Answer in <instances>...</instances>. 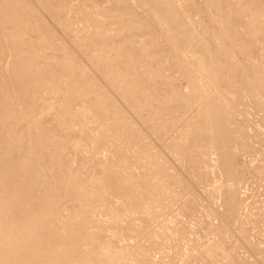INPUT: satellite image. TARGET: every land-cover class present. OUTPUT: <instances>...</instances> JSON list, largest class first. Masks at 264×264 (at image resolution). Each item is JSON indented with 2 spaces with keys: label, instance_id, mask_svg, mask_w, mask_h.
<instances>
[{
  "label": "bare ground",
  "instance_id": "1",
  "mask_svg": "<svg viewBox=\"0 0 264 264\" xmlns=\"http://www.w3.org/2000/svg\"><path fill=\"white\" fill-rule=\"evenodd\" d=\"M201 1L206 34L176 0H140L166 33L167 47L173 49L166 56L185 77L184 91L182 75L177 78L180 84L176 77L160 75L156 65L166 57L157 61L156 53L147 48L126 50L128 41L144 31L135 21L124 31H115L111 21L92 18L89 23L102 27L101 33H94L96 41L65 34L57 40L42 34L47 26L40 23L43 15L35 6L0 0V264H264V246L255 240L260 235L253 229L258 236L247 234L242 225L247 201L244 190L241 194L245 175L240 174L241 158L260 150L254 145L261 143L257 137L262 138L257 135L254 144L256 129L250 134L249 112L241 109L247 102L260 113L258 124L264 130V0L234 2L239 7L233 14L239 13L241 20L234 15L232 19L229 11L220 12L224 8L216 6L220 0L197 3ZM111 2L117 8L121 5L120 0ZM41 3L38 8L58 18L61 33L75 34L66 0ZM138 61L145 68L143 74L137 70ZM126 75L129 81L123 80ZM79 105L112 122L101 129L88 125ZM146 105L153 111L147 117ZM176 112L189 120L178 132ZM94 132L99 139L91 147ZM146 135L160 147L153 148L158 150L154 155ZM102 149L108 152L102 153L104 160L99 157ZM164 149L178 155L187 170L179 163L165 166ZM257 152L262 165L254 175L264 183V151ZM253 158L258 159L252 157L251 163ZM137 167L143 171L136 172ZM167 179L182 194L200 185L207 195L209 215L201 224L195 221L198 225L189 232L182 219L165 220L163 211L161 231L153 230L158 226L150 228L158 220L157 209L172 202ZM217 200L220 203L214 206ZM115 201L119 205L110 208ZM186 202L177 211L189 217L196 212L194 204ZM97 210L110 214L109 226L98 215L97 219ZM115 212L129 217L138 212L132 217L140 223L128 219L120 224ZM121 239L129 243L119 247Z\"/></svg>",
  "mask_w": 264,
  "mask_h": 264
},
{
  "label": "rangeland",
  "instance_id": "2",
  "mask_svg": "<svg viewBox=\"0 0 264 264\" xmlns=\"http://www.w3.org/2000/svg\"><path fill=\"white\" fill-rule=\"evenodd\" d=\"M33 1V0H32ZM31 0L29 1V0H13V2L14 3H16V4H20V5H25L26 6V4L27 5H32V6H35V10L39 13L40 12V14L42 13V15L44 16V14H45V18L47 19V18H50V19H45V18H43V16H41V18H43V19H45L46 20V22L44 21V20H40L41 18L39 17V21H40V23L42 24V25H46L47 26V30H45L46 32H42V34L44 35V34H46V35H52L53 37H54V39H57V40H59L60 39V37H61V35L62 34H65V35H72V36H74V37H79V38H77V39H81V40H87V41H89V42H94V41H96V35H97V33L99 32V33H101L102 31V27L101 26H98V27H96L97 25L95 24L94 26H93V22L91 23H89V21H90V19L92 20V18H96V19H99V20H109V21H111V23H110V26H111V29H113V30H122V31H124L126 28H128L129 26H130V24L132 23V21H135V23H137V24H141L142 26H144V31L142 32V33H140V35H138V36H136L132 41H128V43H127V46H126V50L127 51H129V49H131V48H133V47H137V48H142V49H149L150 51H154V53H156V57H157V61H158V58L159 57H166L167 59H165V62L163 63V60H161V58H159V61L158 62H160V63H157V65H156V67H158V69L160 68V70L162 71V72H160V75L161 76H165V77H167V76H173V77H176V79L177 78H179V76L180 75H182V72H180L179 70V67L177 66V65H175V63H172L171 64V62H174V60H172L170 57V59L168 58V56H166V54L168 53V52H171V50H173L172 49V47H171V45L169 46V47H167L168 45L166 44V33L163 31V30H161L160 28H159V26H158V24L157 23H154V21H153V18H152V16H151V14H150V12L141 4V2H140V0H120V3H121V7L119 6V8H117V7H115V6H113V4H111L112 2H111V0L110 1H104V0H96L97 1V3H96V1H90V0H66L67 1V8H68V10H69V12H70V14H69V24L70 23H72V25H70V27L71 26H73L72 28H74V30H75V34H74V32L72 31L71 33H70V31H69V33L67 32V34H66V32H60V27L57 25V23H56V20H58V18L56 17V16H51V13L49 12V10L47 11V10H45V12H47V13H45V12H43L44 10L42 9L43 7H39V8H41L42 10H40L39 8H38V5L39 4H42L41 3V1H43V0H34L33 2H32ZM103 1V2H102ZM177 2H178V4L180 5V6H183L186 10H189V12H191L192 14H191V21H192V23L197 27V29L198 30H200L201 32H202V34H206V32H207V28H208V26H207V24H205L204 22V18L202 17V15L204 16V12H201V11H203V5H202V1L200 2V3H197V0H176ZM205 1V0H204ZM219 1V0H218ZM237 1L238 2H242V1H245V0H220L219 1V3H216V6H218L219 4L220 5H222V6H224V10L223 9H221L220 10V12H223V11H229L228 13H231L232 15H231V17H232V19L234 18L235 19V17L236 18H238L237 16L239 15V13H238V15H236V14H233V11H236V9L237 8H235V7H239V6H237V4H235V3H237ZM106 2V3H105ZM111 2V3H110ZM231 4H230V3ZM233 2V3H232ZM235 2V3H234ZM32 3V4H31ZM102 3V4H101ZM227 3H229L228 5H229V7H228V5H226ZM240 3H238V4H240ZM245 3V2H244ZM35 4V5H34ZM37 4V5H36ZM97 5V7H99V8H97L96 7V5ZM98 4H100L99 6H98ZM108 4H110L111 5V7L113 8V9H110L111 7L108 5ZM201 4V5H200ZM204 4H206V1L204 2ZM235 6H234V5ZM231 5H232V7H231ZM37 6V7H36ZM40 6V5H39ZM198 6L199 7H201V9L199 10V8H198ZM103 7H104V9H103ZM110 7V8H109ZM33 8V7H32ZM107 8H109V9H107ZM106 9V10H105ZM116 9V10H115ZM226 9H228V10H226ZM103 10V11H102ZM111 10H112V13H111ZM42 11V12H41ZM231 11V12H230ZM97 12V13H96ZM109 12V13H108ZM240 12V11H239ZM44 13V14H43ZM96 13V14H95ZM99 13V14H98ZM201 13H203V14H201ZM217 13H219V12H217ZM40 14H39V16H40ZM199 14V15H198ZM220 14V13H219ZM49 15H50V17H49ZM235 17H234V16ZM54 17H55V19H54ZM225 17V16H224ZM107 18V19H106ZM240 18V17H239ZM238 18V19H239ZM240 20H241V18H240ZM43 21H44V23H43ZM72 21V22H71ZM243 21V20H242ZM0 22H1V20H0ZM92 25V27L90 28L89 26H91ZM45 26V27H46ZM67 26L69 27V25L67 24ZM84 26V27H83ZM67 27V28H68ZM69 27V28H70ZM89 28V30L90 31H85V29L86 28ZM95 28V29H94ZM77 29V30H76ZM78 30L80 31V32H78ZM95 30V31H94ZM40 32V34H41V31H39ZM38 32V33H39ZM97 32V33H96ZM73 33V34H72ZM77 33V34H76ZM83 33H85V34H83ZM93 33V34H92ZM96 35H95V34ZM90 34V35H89ZM92 34V35H91ZM170 48V49H169ZM167 49V50H166ZM165 52H164V51ZM156 51V52H155ZM160 51V52H159ZM158 52H159V54H158ZM162 52L164 53V55L162 54ZM160 53H161V55H160ZM168 54H170V53H168ZM162 57V58H163ZM94 61H95V59L94 58H92ZM168 60V61H167ZM172 60V61H171ZM141 61H138V63L136 64V66H137V70L139 71V73L140 74H143L144 73V71H145V68H143L144 66L140 63ZM167 62V63H166ZM170 63V64H169ZM162 64H164V65H162ZM169 64V65H168ZM165 65H167V66H165ZM143 66V67H142ZM176 66V67H175ZM142 67V68H141ZM89 68H91V67H89ZM177 70H176V69ZM163 69V70H162ZM165 70V71H164ZM183 70V69H182ZM177 71H178V73H177ZM172 73H174V74H172ZM175 73H177V76L175 75ZM181 73V74H180ZM171 74V75H170ZM167 75V76H166ZM179 75V76H178ZM181 77V76H180ZM184 78V79H183ZM181 79V80H180ZM179 80L177 79L176 80V82L177 81H179V82H182V88L184 89V91H187V87H186V85H185V77L182 75V78H180ZM123 80L124 81H129L130 80V77L129 76H124L123 77ZM185 81V82H184ZM179 82H177V84H180ZM98 83L99 84H101V81H98ZM181 86V85H180ZM132 91V90H131ZM10 100H14L13 98H10ZM249 102H247L245 105H247L245 108H244V106H242L241 107V109H242V111L245 109V111H247V112H249V113H246V116H247V118H248V122H249V124L247 125V126H251L252 125V127H249L248 128V130H249V132H250V134H252V135H254L253 133L256 131L257 132V129H259L258 130V132H259V134L258 133H256L255 132V138H254V140H253V142H254V144L256 143L255 142V140L257 141V139H259L260 141H261V143L259 142V145H258V143L256 144V145H254L256 148H260V150H258V149H256V151H255V153H257L258 155H256L255 153H253V156H250V155H248L247 157H243V159L241 158V164H240V174H241V177H243V175H245L243 178L245 179V184L243 183L242 184V188L243 189H241V194H243L242 193V191L244 192V196L243 195H241V196H243L244 197V199H245V202L247 201V202H251V205L250 206H252V207H250L248 204L249 203H245V206L247 207V206H249V210H247L246 209V207H245V209H244V212H245V214L247 215V218L246 219H244V224H242V225H244L243 227L244 228H246V226H247V228H246V230L247 231H249V232H247V234L249 233H251L252 234V232H253V230H254V233H258V235H260V236H258L257 234H252V236H258L257 237V239H255L256 240V242H258L259 244H260V246H264V231H262V230H264V226H263V224H264V189H263V181H261L259 178H257V180H256V177H255V175L257 176V173H255V171L256 172H258V169H255V168H258L259 166H261L262 165V160H261V156L259 155V153L257 152V151H261V153H262V151H264V133H262V132H264V130H263V128H260V125L258 124V122H259V114H257L258 112H257V110H255L252 106L250 107V105H251V103H249ZM40 103H37V105H39ZM21 109H23V107L22 106H19ZM147 108H148V105H146L145 106V109L143 110V113H144V116L146 115V117L147 116H149V114L147 115L146 113L148 112H150L151 114H153V111L152 110H150V111H148L147 110ZM150 109H151V106L149 107ZM78 109H79V112H80V114L82 115V119L83 120H85L86 122H87V124L88 125H90V126H97V127H100V129L104 126V124L106 123V124H109V123H111L112 121L111 120H107V119H104V118H100V117H98V116H94L93 115V111L91 110V109H88V108H82L81 107V105H79L78 106ZM248 109H249V111H248ZM245 111H243V112H245ZM257 113H256V112ZM173 112V111H172ZM178 113V114H177ZM251 113H254V116H252L253 114H251ZM150 114V115H151ZM256 114H257V116H256ZM176 115L178 116L177 117V121H176V124H175V126H176V132H178V131H180L184 126H185V124L187 123V121H189L188 120V118H187V116H183V117H181V114H179V112H176ZM259 115V116H258ZM173 116H174V118H175V113L173 114ZM246 116H245V113H244V115H242V116H239V119L242 121L241 123H243L244 122V120H245V118H246ZM124 117L129 121V122H132V118L131 117H129V115H127V114H124ZM136 118V117H135ZM138 118V117H137ZM139 118H141V117H139ZM138 118V119H139ZM254 119V120H253ZM256 120V121H255ZM138 122H139V120H137ZM247 122V123H248ZM252 122H255V123H257L256 125L254 124H252ZM251 123V124H250ZM260 123V122H259ZM254 126V127H253ZM256 126V127H255ZM76 127V126H75ZM137 127V126H136ZM77 128V127H76ZM138 128V127H137ZM188 129H190V127H187ZM250 129H251V131H250ZM252 129H253V131H252ZM254 129H256L255 131H254ZM262 132H261V131ZM94 131H97V130H94ZM261 134H262V136H261ZM257 135L258 136H261L262 138H260V137H257ZM97 133L95 134V132L92 134V139L93 140H91V144H90V146L92 147V141H94V139H99V136H97ZM155 136V135H154ZM256 137H257V139H256ZM145 138L147 139V141L149 142H152L151 144H150V146H151V154L152 155H154L153 154V152L155 153V152H158V150L157 149H153L155 146L157 147V148H160L159 146H157L156 145V143L154 144V141H153V138L152 137H150V136H148V135H146L145 136ZM261 139H263V140H261ZM116 141V140H115ZM258 142V141H257ZM89 144H87V145H89ZM166 144H168V141H167V139H166ZM164 145V142L162 143V145L161 146H163ZM257 145H258V147H257ZM89 146V150L91 149V147ZM105 147V146H104ZM83 148V154H85L84 153V151H85V149H84V147H82ZM110 147L108 146H106L105 147V149H109ZM105 149H102V151H101V153L99 154V157L101 158V159H103L104 160V158L106 157L105 155H108V152H107V150H105ZM106 151V153H105V151ZM163 151V155H164V159H165V161H166V165L165 166H167L168 164H170V166H178V163H179V165L182 167L183 166V164H181V162H180V157H179V159H177L178 158V155H176V154H174L173 152H170L168 149H164V150H162ZM164 151H166L165 153H164ZM169 153H168V152ZM102 153L103 154H105L104 156L102 155ZM174 154V155H173ZM88 155L89 156H92V154L91 153H88ZM167 155V156H166ZM173 155V156H172ZM102 156V157H101ZM177 156V157H176ZM254 156H257V158L258 159H255V158H253V160H254V162H253V160H252V163L250 162L251 161V159H252V157H254ZM93 157H94V155H93ZM104 157V158H103ZM175 157V158H174ZM260 157V158H259ZM169 158V159H168ZM171 158V159H170ZM176 159V160H179V161H176V160H174V159ZM93 159H91V161H92ZM171 163H170V162ZM172 161H174L175 163H173ZM245 161H246V163H245ZM249 161V162H248ZM90 162V161H89ZM88 162V163H89ZM90 163H92V162H90ZM246 165H245V164ZM248 163V164H247ZM251 163V164H250ZM251 166V167H250ZM139 167H137V169H138ZM166 168V167H165ZM183 169H184V166L182 167ZM137 169H135L136 170V172H138V173H140L141 171H143L142 169L143 168H139V170L137 171ZM178 169V168H177ZM186 170H187V168H185ZM184 169V170H185ZM243 169V170H242ZM259 170H261V169H259ZM189 171H190V169H189ZM192 171V170H191ZM170 172H172V171H170ZM169 172V173H170ZM243 172V173H242ZM243 174V175H242ZM255 174V175H254ZM248 176H250V177H248ZM253 176V177H252ZM180 178H182V177H180ZM255 179V180H254ZM250 180V181H249ZM260 180V181H259ZM259 181V183H257ZM255 182V183H254ZM166 183L168 184L169 183V181H168V179L166 180ZM262 183V184H261ZM170 184V183H169ZM168 184V185H169ZM198 184V183H197ZM260 184V185H259ZM171 185V184H170ZM244 185V186H243ZM247 187H246V186ZM263 187H262V186ZM172 186V190H173V192H172V197H174V200H172V197H171V201L172 202H168V201H165L164 202V205H161L162 207H159L158 209H157V212H158V220H157V222L155 223L154 222V224L155 225H153V223H152V225H151V227L150 228H152L153 229V227H156V226H158V228L156 227L155 229L157 230H155V229H153L155 232H160L161 231V226H160V224H165V222H162V221H165V220H167V221H171L172 219H174V221L175 220H177V219H182V222L183 223H185V224H182V225H185V226H189L188 228H187V230H188V232H189V229H192L193 227H195L196 225H198V223L197 222H199V224H201L202 222L201 221H203L204 219H206L207 217H208V215H209V210L210 209H208L209 207V203H208V201H207V195H206V193L204 192V189L202 188V187H200V185H197L199 188H197L196 189V187L195 186H190V188H188V192H190L189 190H191V193L189 194L188 192H186L187 193V195H186V193H183L182 194V191H180L179 192V190L181 189L180 187H179V189L177 188V187H175V185H171ZM250 187H251V189H250ZM248 188H249V190H248ZM193 189V190H192ZM245 189H247V190H245ZM252 190V191H251ZM262 190H263V192H262ZM199 191V192H198ZM246 191V192H245ZM247 191H249V192H247ZM257 191L259 192L258 193V196H257ZM174 192H177V193H174ZM196 192V193H195ZM252 192V193H251ZM193 193V194H192ZM194 193H195V195H194ZM247 193V194H246ZM263 193V194H262ZM176 194V195H175ZM251 195V198L253 199V197H254V199L256 200H252V199H249L250 197H249V195ZM255 194H256V196L258 197V199L261 197V199H259L258 201H257V197L255 196ZM259 194H262V195H259ZM183 195V196H182ZM192 195V196H191ZM196 195H198L199 197L201 196V198L202 199H200L199 197V199L196 197ZM246 196L248 197V198H246ZM179 197V198H178ZM189 197H190V199H189ZM193 197V198H192ZM206 199H205V198ZM242 197V198H243ZM182 198V199H181ZM263 198V199H262ZM195 199L196 200H204V202L202 201H196V202H194L195 201ZM249 201H248V200ZM178 200H180V202L178 201ZM185 200L188 202H186V204H191V205H193V206H191V208H192V212L193 211H195L196 213H192V215L191 216H189V217H192L191 218V220H190V218L186 215V214H184V215H186V216H182V214L180 215V213L177 211L178 210V207H179V205H181V204H185ZM189 200L191 201V200H194V201H192V202H194L193 204L191 203V202H189ZM260 200H262V201H260ZM205 201H206V204H205ZM252 201H255V202H252ZM262 202V203H260V202ZM219 201L217 200V202H215L216 204H214V206H216L217 204H219L218 203ZM116 203V201L114 202V203H112V204H110L109 205V207L111 208V207H114V204ZM177 203V204H176ZM179 203V204H178ZM198 203H201V204H198ZM203 203L205 204V205H203ZM207 203H208V205H207ZM117 204V206L119 205L118 204V202L116 203ZM166 204V205H165ZM169 204V205H168ZM172 204V205H171ZM177 206H176V205ZM198 204V205H197ZM247 204V205H246ZM258 205V207H260V208H258V207H254V206H256V205ZM195 205H197V206H195ZM201 205V206H200ZM260 205H262V207L260 206ZM170 206V207H169ZM184 206V205H183ZM197 207L196 209H195V207ZM204 206H206V208H207V211H206V209H204L205 207ZM166 207H168V208H166ZM173 207V208H172ZM177 207V208H176ZM204 207V208H203ZM145 208H147V207H145ZM252 208V209H251ZM255 208V209H254ZM259 209V210H257V209ZM89 209V208H88ZM92 209H94V210H92ZM168 209V210H167ZM170 209V210H169ZM173 209V210H172ZM195 209V210H194ZM201 210V211H199V210ZM204 209V210H203ZM89 210H91V211H95L96 209L95 208H91L90 207V209ZM176 210V211H175ZM196 210H198V211H196ZM98 211V212H97ZM96 212H95V215H96V217H97V219H99L98 218V216H100V220L103 218L104 220H101L102 222H104L105 223V225L107 226H109V223H110V214L108 215V213L106 214L105 212H100V210H97ZM165 213V212H167V213H165V215H164V219H163V215L162 214H164L163 212ZM173 211V212H172ZM174 211L176 212V213H174ZM202 211H204V214H206L207 213V215H204L203 214V212ZM250 211H252V212H250ZM259 211V212H258ZM71 211H69V210H65L64 211V213H66V214H69ZM197 212H199L198 214H197ZM258 212V214H261V216H258L256 213ZM263 212V213H262ZM89 213V212H88ZM117 213H119V215H120V224L122 223V224H127L128 223V219L129 220H132L131 222L132 223H135V222H137V223H140L139 222V220H136V218H137V216H138V212H136V213H129V214H132L131 215V217H129V215L127 214V215H125L126 213L125 212H117ZM116 212H115V214H117ZM125 213V214H124ZM172 213H174L175 215H173ZM255 213V214H254ZM104 214H106V215H104ZM71 215H73L72 214V212H71ZM98 215V216H97ZM125 217V216H128V217H125V218H123V216ZM134 215V217L136 216V218L134 219V217H132ZM160 215H161V217H160ZM178 215V216H177ZM194 215H197V216H194ZM201 216V218H200V216ZM199 216V217H198ZM204 216H206L205 218H204ZM254 216H256V219L254 218ZM107 217H109V218H107ZM169 219H168V218ZM174 217V218H173ZM177 219H176V218ZM183 217V218H182ZM258 217V218H257ZM262 219H261V218ZM107 218V219H106ZM131 218H133V219H131ZM203 218V219H202ZM112 219V218H111ZM123 219V220H122ZM195 219V220H194ZM198 219V220H197ZM201 219V220H200ZM259 219V220H258ZM262 221H261V220ZM106 220H108V221H106ZM161 220V222H159ZM188 220H189V222H188ZM246 220V221H245ZM248 220V221H247ZM258 220V221H257ZM112 221V220H111ZM124 221V222H123ZM127 221V222H126ZM191 221V222H190ZM195 221H197V222H195ZM252 221H254L253 223H252ZM258 223H257V222ZM107 222V223H106ZM126 222V223H125ZM259 222H261V223H259ZM247 223V224H246ZM118 224H119V222H118ZM157 224V225H156ZM193 224V225H192ZM246 224V225H245ZM254 224H258L257 225V227H260V228H258V229H260L261 230V232H259L260 230H258L257 231V228H256V225L254 226ZM248 225H250L249 226V228H248ZM259 225H261V226H259ZM192 226V227H191ZM254 228H253V227ZM250 227H251V230H249L250 229ZM263 228V229H262ZM151 229V230H152ZM253 229V230H252ZM159 230V231H158ZM255 230H256V232H255ZM114 231V230H113ZM261 233V234H260ZM191 235V237L193 238V236H192V234H190ZM189 235V236H190ZM255 236V237H256ZM190 237V238H191ZM254 237V238H255ZM260 237V238H259ZM114 238V237H113ZM122 240V241H121ZM121 240H119L120 242H118V244H120V245H118L119 247H122L123 246V244H124V246L126 245L125 243H126V241L129 243V241L128 240H125V239H121ZM258 240V241H257ZM261 241L263 242V243H261ZM125 242V243H124ZM130 242H131V244H133L134 243V239H130ZM127 243V244H128ZM184 244H186L185 242H184ZM186 247H187V245H186ZM189 247V246H188ZM130 264V263H129Z\"/></svg>",
  "mask_w": 264,
  "mask_h": 264
}]
</instances>
